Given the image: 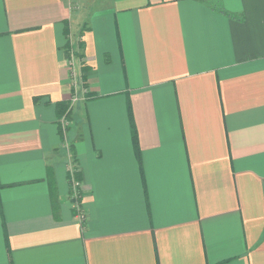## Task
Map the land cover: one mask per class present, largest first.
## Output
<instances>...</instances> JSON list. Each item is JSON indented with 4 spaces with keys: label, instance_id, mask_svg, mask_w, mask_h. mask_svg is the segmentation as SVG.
<instances>
[{
    "label": "crops",
    "instance_id": "crops-1",
    "mask_svg": "<svg viewBox=\"0 0 264 264\" xmlns=\"http://www.w3.org/2000/svg\"><path fill=\"white\" fill-rule=\"evenodd\" d=\"M0 264H264V0H0Z\"/></svg>",
    "mask_w": 264,
    "mask_h": 264
},
{
    "label": "rangeland",
    "instance_id": "rangeland-1",
    "mask_svg": "<svg viewBox=\"0 0 264 264\" xmlns=\"http://www.w3.org/2000/svg\"><path fill=\"white\" fill-rule=\"evenodd\" d=\"M84 19H85V21H89V17H84ZM74 26L72 25L71 26V28L70 29H72ZM73 33V32H72ZM78 33V32H77ZM77 35V34H76ZM75 36V35H74ZM76 38H77V36H75V38H73V39H71V38H69L68 40H67V44H68V48H67V58H68V60H67V65H68V68H69V70H70V74L72 73V71L74 72V56H75V54H76V50H77V45H76V47L74 46V43L76 42ZM71 42H73V45H71L72 43ZM71 64H73V67L71 66ZM80 79V78H79ZM82 83V82H81ZM85 88V87H84ZM83 98V96L82 97H79V99L78 100H80V99H82ZM71 100V99H70ZM74 104H75V102H69V110H68V112H69V115H70V112H71V109H72V107L74 106ZM65 114V113H64ZM64 117H65V119H66V122H67V125L69 124V128L67 129V132L69 133V135H74L75 136V134H76V132H77V129L79 128V126H80V124H81V122L83 121V119H81L82 118V116L80 115V114H76V113H74V111H73V113H72V115H71V117L69 118H67V116L66 115H64ZM69 120V121H68ZM61 132H62V136H63V138H65V135H66V131H62L61 130ZM66 140V141H65ZM65 143L67 144V137L65 138ZM71 163V164H70ZM70 163H68L67 164V172H68V182L70 181L71 182V180L73 179V176L70 174V171H68V170H70L71 168H73L74 170H76V168L74 167L75 165H74V162L72 161V162H70ZM74 173H77V171H75ZM70 182H69V186H70V189H71V185H70ZM80 182V181H79ZM80 184V190H82V184H81V182L79 183ZM82 193V192H81ZM70 194V193H69ZM70 196V195H69ZM70 206H71V208L73 209V203H71V200H70ZM80 206H81V208H82V210H83V207H82V199H81V204H80ZM84 211V210H83ZM76 217V216H75ZM84 218H85V215H84ZM79 222V221H78Z\"/></svg>",
    "mask_w": 264,
    "mask_h": 264
},
{
    "label": "built area",
    "instance_id": "built-area-1",
    "mask_svg": "<svg viewBox=\"0 0 264 264\" xmlns=\"http://www.w3.org/2000/svg\"><path fill=\"white\" fill-rule=\"evenodd\" d=\"M71 66L73 67V64H71ZM72 75V83H73V88L74 90H79L81 91V94L82 96L85 94V88L82 86L83 84L80 82V79H78L75 75V73L72 71L71 73ZM80 93H77L75 91V94L72 95L71 97V102H76L78 99H79V96ZM60 127H61V130L64 132L66 130V127H67V122H66V119L65 117L63 116L61 119H60ZM70 174L73 176V179L71 180L70 182V185H71V189H70V200H71V203H73V210L75 212V216L77 218V220L79 221V223H83L84 222V211L82 210L80 204H81V199H82V193H81V190H80V182L76 179L75 177V170L73 168H71L70 170Z\"/></svg>",
    "mask_w": 264,
    "mask_h": 264
},
{
    "label": "trees",
    "instance_id": "trees-1",
    "mask_svg": "<svg viewBox=\"0 0 264 264\" xmlns=\"http://www.w3.org/2000/svg\"><path fill=\"white\" fill-rule=\"evenodd\" d=\"M80 45V44H79ZM77 55V54H76ZM78 57V56H77ZM84 87V84L82 85ZM57 108L61 109V117H63L64 115L67 116L69 115V104H59L57 105ZM68 109V110H67ZM70 111V110H69ZM65 113V114H64ZM128 116H129V121H130V125H131V137H132V143H133V147L135 150V154L136 156L139 158V148H138V142H137V137H136V133H135V129H134V124H133V118H132V112L130 107L128 106ZM61 119V118H60Z\"/></svg>",
    "mask_w": 264,
    "mask_h": 264
}]
</instances>
